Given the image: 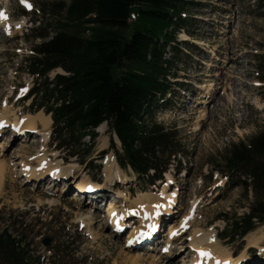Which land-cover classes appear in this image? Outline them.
I'll return each mask as SVG.
<instances>
[{"label": "rangeland", "instance_id": "1", "mask_svg": "<svg viewBox=\"0 0 264 264\" xmlns=\"http://www.w3.org/2000/svg\"><path fill=\"white\" fill-rule=\"evenodd\" d=\"M69 1L27 0L31 5L28 9L21 0H0V13L3 14L0 16V115L9 121L27 114L33 117L39 112L31 106L30 91L36 80L27 73L25 60L31 57L33 47L46 42L47 39L39 36H50L57 26L50 12L51 4H68ZM190 1L198 5L183 15L191 18L189 30L195 36L189 38L191 41L183 40L184 34L180 32L175 42L179 43L177 51L181 54L174 50L176 47L166 51V60L171 63L176 78L172 81L174 86L168 99L159 101L152 114L154 121L170 129L168 131L177 144L176 151H179L161 180L147 186L129 169L123 171L117 164L110 172L105 170L106 159L114 160L120 149L105 125L102 137L107 139L106 148L99 149L101 135L95 130L97 138L86 155L81 149H59L55 138L50 136L45 144H39L37 140L42 141L39 125V131L30 130L32 134L26 139L13 138L9 147L2 149L0 160L6 161L8 168L0 184V233L8 231L12 237L22 238L28 264H117V257L124 251L141 256L144 261L138 264H179L183 259L181 253L187 251L184 249L179 253V249L189 246L195 233H211L216 246L231 255L225 262L234 259L236 263L246 260L244 264H264V260L253 262L258 259L257 255L264 257V224L256 225L243 238L229 237L227 229L233 216L249 213L254 195L257 198L264 196V186L248 180L246 173L244 176L228 172L224 161L231 147L241 143L246 145L251 138L264 134V0ZM3 18L11 25L9 33L3 31ZM15 25L20 27L19 30ZM184 41L193 52L184 50ZM56 75L64 73L55 70L48 77L52 79ZM6 132L7 129L0 134V146L7 142L2 138ZM110 140L114 149L110 148ZM82 143L84 150L91 144L88 138ZM23 146L25 154L17 155L15 149ZM42 156L49 165L57 163L59 167L73 171L67 177L76 181L73 185L67 184L72 187L67 194H63L64 189L58 193L46 192L41 186L34 187L31 181L25 184L22 179L17 180V175L13 174L22 160L25 165L29 163L30 168L45 172L43 170L49 167L41 168ZM38 157L42 158L37 160ZM81 179L102 191L88 197L93 207L91 211L75 201L78 198L73 192H77L75 185ZM244 182L249 185L246 191L241 184ZM173 190L177 193L173 197L175 201L167 209L175 225L171 229L174 231L183 220L185 222L184 229L177 231L179 242H172L167 255L134 249L132 244L125 242V232L115 234L110 225L108 228L104 225L108 207L126 212L133 219L129 223L136 221L137 225L135 213L143 211L147 205L152 208L156 203L134 207L128 201L145 194L159 200L152 210L155 214L166 211L160 208ZM119 194L128 201L116 197ZM107 200L113 201L103 207L98 205ZM82 215H91L95 221L82 224L79 222ZM162 220L158 219L154 238L159 236ZM90 231L101 237L92 242L88 235ZM131 231H134L133 236L139 235L138 230L132 228ZM45 238L51 240L48 247L41 245Z\"/></svg>", "mask_w": 264, "mask_h": 264}, {"label": "trees", "instance_id": "2", "mask_svg": "<svg viewBox=\"0 0 264 264\" xmlns=\"http://www.w3.org/2000/svg\"><path fill=\"white\" fill-rule=\"evenodd\" d=\"M197 5L190 0L51 4L57 26L50 36H39L47 40L33 47L24 66L36 80L31 106L51 115V138L59 149L88 154L97 137L95 129L106 123L120 144L116 161L121 169L129 168L145 185L161 178L179 151L170 129L154 121L152 114L159 101L168 99L176 78L166 51L176 47L179 52L175 41L180 31L195 36L189 30L191 18H183V12ZM183 48L193 52L190 45ZM57 69L64 75L49 79ZM87 136L91 145L84 150L81 141ZM110 148L114 149L111 140ZM224 161L228 172L246 173L248 180L264 186V134L231 147ZM241 184L246 191L249 185ZM254 196L249 213L228 222L229 237L243 238L264 224V196ZM22 245L20 236L2 231L0 264H28Z\"/></svg>", "mask_w": 264, "mask_h": 264}, {"label": "bare ground", "instance_id": "3", "mask_svg": "<svg viewBox=\"0 0 264 264\" xmlns=\"http://www.w3.org/2000/svg\"><path fill=\"white\" fill-rule=\"evenodd\" d=\"M3 19H4V22H3V25H2V28L4 29L3 31H5L7 33L11 32V25L8 24V22L5 20V18H3ZM19 28H20L19 26L15 25V29L16 30H19ZM7 35L9 36V34H7ZM183 37L185 38V36H183ZM2 111H5L4 108L2 109ZM50 126H51V118H50V116L49 115H45L41 111H39L37 113V115L35 113V116L33 115V117L31 115H28L27 114L26 116H24L22 118H19V119L14 118L11 121H9L7 119V117H5L3 115H0V128L10 127V128H12L13 131H17L18 132V136H22V135H25L27 133H31L30 130H32L33 132H34V130H38L39 131V128H40L41 130L39 131L40 132L39 135L41 136V138H42L41 140L42 141H40V139L37 140L39 144H42V143L45 144L48 141V137L51 136V129L49 131ZM101 126H103V125H100L96 129L98 135L99 134L101 135V139L98 138V142H99V146L98 147H99L100 150L106 148V145L108 144V142L106 141L107 139H105V138L102 137V134L104 135L105 132H103L104 126L103 127H101ZM36 128H38V129H36ZM13 135H15V134H13ZM46 137H47V139H46ZM45 139H46V141H45ZM116 142H117V139H116ZM8 145H9V142H6V143L2 144L0 146V153H1V151H2L3 148H8L9 147ZM25 149L26 148L24 146L23 147H19V148L15 149L14 152L17 155H24L25 154V152H24ZM40 150H41V145H40ZM20 153H23V154H20ZM42 157H38L37 160L40 159V158H42ZM15 159H20V156H15ZM44 160H45V157H43L42 159H40V162H42L41 164H46V167L45 168H48L49 167L48 170L47 169H44L43 170L45 172H41L38 169H32V167L30 168L31 165L29 163L28 164L30 166H28V164L25 165L24 164L25 162L22 160V161H20V166L21 167H19V166L16 167L14 169V171H13V174L15 173V175H18L19 172L22 171V172H24L23 177H25V181H24L25 184H27L30 181L31 182L34 181L35 183L40 184L41 179L43 178L44 173H46V172H49V174H50L49 178H52V179H57V178L60 179V176L56 172V170L58 168L61 170V172L63 173L64 176H67V174L71 172L68 169H66V167H63V168L62 167H59L57 163L54 164V165H49L48 162H46ZM34 161H36V160L34 159ZM40 162H38V164H40ZM105 163H106L105 164L106 165L105 166V170H107L109 172L114 167V164H116L115 159L114 160H111V162L106 159ZM40 165H39V167H40ZM7 168H8L7 162L6 161H3V160H0V184L3 181L5 175L7 174ZM119 170L120 169H118V171ZM81 180H79V182H77L76 185H75V189H76V191L78 193L86 192L87 189H90V190L94 189L93 187H90L91 185L87 182V180H82V181ZM175 194H176V192L173 191V193H171L170 196L168 195L169 197L166 198V202L164 203V207L165 208L168 207V206H172V204L175 201V200L173 201V197L175 196ZM116 197H118L120 199L126 200V198L122 194H119ZM75 201H76V203H78L77 200H75ZM126 201H128V200H126ZM128 202L131 203L132 206L134 205V207H136L137 205L143 204V203H145L146 205H147V203H150L151 204V202H153V204L156 203L155 205L159 204V200L158 199H156L155 197H151L149 195H146V194L139 196L138 199H136V200L128 201ZM48 204H50V203H48ZM155 205H154V207H155ZM154 207L151 208V207H149L147 205L146 206V209L144 208L143 211L136 212L137 215H138V217L140 216V219H142L144 221V226H146L145 217H146V220L149 217V216H147V213L150 212V211H152ZM139 208L140 207H138V209ZM105 212L106 213H105V217H104L103 220L105 222L104 225L106 224V227L110 225L112 228H115L117 225H118V227H120V226H122L124 224V221L126 219V217H125V214L126 213H122L121 210H119V211L114 210L112 207H108ZM144 215H145V217L143 218ZM152 216H154V214H152ZM93 221H95V220L93 219V216H91V215H84V216L82 215L80 217V220H79V222L82 223V224H86V223L91 224V223H93ZM97 221H100V220L98 219ZM157 222H158V219L156 218V215H155L148 222V225L149 224L153 225L151 228H149V229H152L151 234H150V231H147V232L146 231H143V233H145V232L146 233H149V236H151L152 238H154L155 236H153V235L156 232ZM142 223L143 222L140 221V220L137 221V225H142ZM88 235L90 236L92 242H96L99 239V237H101L100 236L101 234L96 233V234L93 235L91 233V231L88 232ZM132 238H133L132 231L131 232H128L127 233V239L125 240V242H128L130 245L131 244L133 245L135 242H138V239H134V238L132 239ZM213 239H214V237L212 236L211 233L208 234V235L205 234V233H202L201 235L198 234V233H195L192 236V241H189V244L190 245L189 246L188 245L187 246L186 245L183 246V247H185V249H187V247H188L191 250V253L187 257H183V259H181L182 261L180 262V264L181 263L182 264H198L199 263V258H201V260H202V262L204 264H216L217 261L219 262V264H225V261H226L225 259H230L229 257L231 255L229 253L225 252L220 246H216V244L213 243ZM166 244H167V247L165 249L167 250V248L170 245H172V242L170 243V241H167ZM170 248H171V246H170ZM182 248L179 249V253L182 252ZM201 251L210 253L212 258L211 259H208L206 257H201L199 255V252H201ZM216 256H217V258L223 259V260H221L223 262L217 260L215 258ZM117 261H118L117 264H138V263L143 262L144 259L141 258V256H139V255H133V254L132 255L131 254L129 255V254H127L124 251L122 254H120L117 257ZM227 263H229V262H227ZM233 263L234 264H237L235 261Z\"/></svg>", "mask_w": 264, "mask_h": 264}, {"label": "snow or ice", "instance_id": "4", "mask_svg": "<svg viewBox=\"0 0 264 264\" xmlns=\"http://www.w3.org/2000/svg\"><path fill=\"white\" fill-rule=\"evenodd\" d=\"M21 3H23L24 6H25L26 8L31 9V5L27 3V0H21ZM2 15H3V14L0 13V16H2ZM5 18H6V17H5ZM182 227H183V225H182ZM176 234H177L176 232H173V233H172V235H176ZM141 235H143V233H141ZM199 255H200L201 257H206V258H208V259H211V258H212L210 253L203 252V251L199 252ZM217 264H219V262H217ZM225 264H227V262H225Z\"/></svg>", "mask_w": 264, "mask_h": 264}, {"label": "water", "instance_id": "5", "mask_svg": "<svg viewBox=\"0 0 264 264\" xmlns=\"http://www.w3.org/2000/svg\"><path fill=\"white\" fill-rule=\"evenodd\" d=\"M50 242L51 240L49 238H45L41 241V244L44 246V247H48L50 245Z\"/></svg>", "mask_w": 264, "mask_h": 264}]
</instances>
